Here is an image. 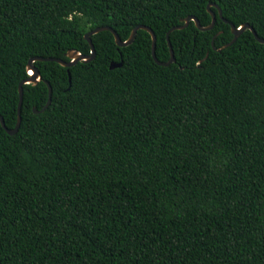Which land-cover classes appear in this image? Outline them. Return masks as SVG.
<instances>
[{
	"label": "trees",
	"instance_id": "trees-1",
	"mask_svg": "<svg viewBox=\"0 0 264 264\" xmlns=\"http://www.w3.org/2000/svg\"><path fill=\"white\" fill-rule=\"evenodd\" d=\"M0 264H264V0H0ZM123 67L111 70V64ZM49 83L53 89L49 100Z\"/></svg>",
	"mask_w": 264,
	"mask_h": 264
},
{
	"label": "water",
	"instance_id": "water-1",
	"mask_svg": "<svg viewBox=\"0 0 264 264\" xmlns=\"http://www.w3.org/2000/svg\"><path fill=\"white\" fill-rule=\"evenodd\" d=\"M212 7H216L218 9V11H219L220 18L224 19L223 12H222L221 8H219L215 4H210L208 6V10H209L210 14L212 15V19H213L211 25H209L207 27H204V26L201 25V22H200L199 19H197L194 16H189V17H187V18H185V19H183L181 21L182 25L175 26L168 32L167 40H168V44H169L170 51H171V59L168 62H165V63L160 62L158 57H157V54H156V50H157V36H156L155 32L153 31L152 28H150L148 26H144V25H140V26H137L136 28H134V30L132 31V34L130 35V37H129V39L127 41H123L120 38V36L118 35V33L112 27H109V26L97 27V28H95L94 30L88 32L85 35V40L90 44V46L92 48L91 55L90 56L83 55V54L79 53L76 50H72V51H70L69 53L66 54V57L68 59H70V62H67L64 59H59V58H42V57L32 58L29 61V64H28V71L31 69L35 73V75L34 76H30V78H28V79L24 80L23 82H21V84L19 86L20 103H19V107H18V122H17V125H16V127L14 129H8L6 127L4 118L0 115L1 125L3 126V128L7 131V133L10 136H14V135H16L19 132L21 124H22V112H21V110H22L23 100H24V88L23 87H24V85H27V84L37 85L42 80L39 70L34 66L35 62H55V63H58V64H60L61 66L65 67V68H72V67L76 66L79 62L89 63V62H92V61H94L96 59V49H95V46H94L93 40H92V37L94 35H97V34H99L101 32H105V31L112 32L114 37H115L116 44L119 47L124 48V47H128V46H130V45H132L134 43L138 31L144 30V31L150 33V35L152 36V54H153V58H154L155 62L158 65H160V66L169 67L172 64L177 62L176 57H175V52H174V49H173V46H172V43H171V39H170L171 34L174 31L186 29L187 27H189L191 22H195L197 28L200 31L207 32V31L213 30L214 27H215V24L217 22V14L214 11H212V9H211ZM225 22L230 24V26L232 28V33L234 35V39L229 44L223 46L220 49H217L215 47V39L217 37L216 36L214 38L213 42H212L214 50H216L218 52H221L222 50H224V49H226L228 47H231L232 45H234L238 41V39L241 37V35L243 33H245L247 30H250L254 34L255 38L261 44H264V39L259 37V35L256 32V30L254 29V27L251 26L250 24H244L240 28H237L235 25H233L232 23L228 22L227 20H225ZM121 67H123V62L122 63L113 62L111 64V66H110V69L111 70H115V69L121 68ZM47 85H48V88H49V100H48L46 106L41 111H39L36 108H34V112L36 114L45 112L50 107V105L52 103L53 89H52V87H51V85L49 83H47Z\"/></svg>",
	"mask_w": 264,
	"mask_h": 264
},
{
	"label": "snow or ice",
	"instance_id": "snow-or-ice-1",
	"mask_svg": "<svg viewBox=\"0 0 264 264\" xmlns=\"http://www.w3.org/2000/svg\"><path fill=\"white\" fill-rule=\"evenodd\" d=\"M30 76H34L35 75V73L30 69L29 70V73H28Z\"/></svg>",
	"mask_w": 264,
	"mask_h": 264
}]
</instances>
